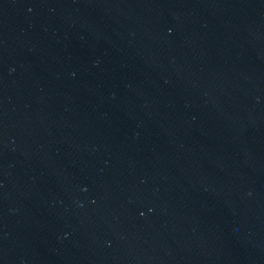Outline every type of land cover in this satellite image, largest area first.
<instances>
[{"label": "water", "instance_id": "obj_1", "mask_svg": "<svg viewBox=\"0 0 264 264\" xmlns=\"http://www.w3.org/2000/svg\"><path fill=\"white\" fill-rule=\"evenodd\" d=\"M0 264H264V0H0Z\"/></svg>", "mask_w": 264, "mask_h": 264}]
</instances>
